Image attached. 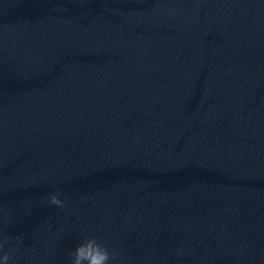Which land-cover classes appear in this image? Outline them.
Returning a JSON list of instances; mask_svg holds the SVG:
<instances>
[{"label":"water","instance_id":"1","mask_svg":"<svg viewBox=\"0 0 264 264\" xmlns=\"http://www.w3.org/2000/svg\"><path fill=\"white\" fill-rule=\"evenodd\" d=\"M89 237L264 264V0H0V264Z\"/></svg>","mask_w":264,"mask_h":264},{"label":"clouds","instance_id":"2","mask_svg":"<svg viewBox=\"0 0 264 264\" xmlns=\"http://www.w3.org/2000/svg\"><path fill=\"white\" fill-rule=\"evenodd\" d=\"M50 202L57 206H62V202L56 195H52ZM72 264H110L113 258L108 249L97 242L95 238H85L72 254ZM4 264H8L9 256L3 257Z\"/></svg>","mask_w":264,"mask_h":264}]
</instances>
